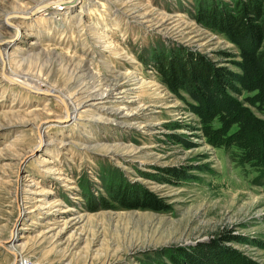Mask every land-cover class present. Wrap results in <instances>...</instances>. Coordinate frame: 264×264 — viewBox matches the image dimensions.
<instances>
[{"label": "rangeland", "instance_id": "obj_1", "mask_svg": "<svg viewBox=\"0 0 264 264\" xmlns=\"http://www.w3.org/2000/svg\"><path fill=\"white\" fill-rule=\"evenodd\" d=\"M203 1L0 0V264H264V39ZM187 55L230 75L218 105L155 67ZM141 188L159 210L110 197Z\"/></svg>", "mask_w": 264, "mask_h": 264}, {"label": "trees", "instance_id": "obj_2", "mask_svg": "<svg viewBox=\"0 0 264 264\" xmlns=\"http://www.w3.org/2000/svg\"><path fill=\"white\" fill-rule=\"evenodd\" d=\"M194 15L199 22L218 29L232 40L250 38L260 47L264 39V6L259 0H231L230 3L224 0H204L198 5ZM258 58L264 70V48L258 52ZM155 67L166 84L173 89H178L186 83L194 86L198 92L204 93L203 89H207L208 92L213 93L215 105H218V95L223 92L230 79L227 72H221L220 69L211 70L212 67L206 62L203 63L201 59L188 55L165 58ZM110 197L123 208L160 209L158 205L152 204L156 198L142 188L136 203H125L126 198L122 193L119 195L110 193ZM200 264H203L202 259Z\"/></svg>", "mask_w": 264, "mask_h": 264}, {"label": "bare ground", "instance_id": "obj_3", "mask_svg": "<svg viewBox=\"0 0 264 264\" xmlns=\"http://www.w3.org/2000/svg\"><path fill=\"white\" fill-rule=\"evenodd\" d=\"M73 2V1H72ZM68 4V6H70L72 3L71 2H68L67 3ZM5 55L4 54H2V53H0V61H1V63H2V65H4L5 66ZM4 69V68H3ZM7 78H10L11 80H13V81H16V82H19V83H21V84H23V85H26L23 81H21L20 80V78H18V77H16V76H14V77H7ZM29 80V79H28ZM30 81V80H29ZM31 82V81H30ZM29 82V83H30ZM115 82V81H114ZM32 83H34V84H32L31 85V87H34L35 89H36V87H38V86H36L35 85V82L34 81H32ZM28 84V83H27ZM112 84V83H111ZM115 84V83H114ZM113 84V85H114ZM110 85V84H109ZM112 86V85H111ZM110 90V89H109ZM108 90V91H109ZM107 91V90H106ZM108 91L107 92H102V93H94L91 97L92 98H90V99H87V102L88 101H92V100H94V99H101V100H104L103 102H105V100H107L108 99V96H109V94H108ZM71 103V102H70ZM74 104V103H73ZM72 103L69 105V102H67L66 100H64V106L66 107L65 109H66V116L68 117V118H74V116H75V113H76V110H77V105H73ZM89 104V103H88ZM90 104L91 105H94V102H90ZM89 104V105H90ZM71 109V112H69V110Z\"/></svg>", "mask_w": 264, "mask_h": 264}, {"label": "built area", "instance_id": "obj_4", "mask_svg": "<svg viewBox=\"0 0 264 264\" xmlns=\"http://www.w3.org/2000/svg\"><path fill=\"white\" fill-rule=\"evenodd\" d=\"M20 264H33L30 260H22Z\"/></svg>", "mask_w": 264, "mask_h": 264}, {"label": "water", "instance_id": "obj_5", "mask_svg": "<svg viewBox=\"0 0 264 264\" xmlns=\"http://www.w3.org/2000/svg\"><path fill=\"white\" fill-rule=\"evenodd\" d=\"M17 84V83H16ZM17 85H19V86H21V87H24L23 85H20V84H17ZM51 94H53L52 92H51ZM11 241H13V240H11ZM13 254H15V253H13ZM12 264H15V263H12Z\"/></svg>", "mask_w": 264, "mask_h": 264}]
</instances>
